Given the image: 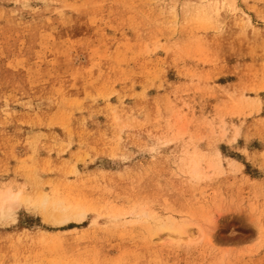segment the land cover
<instances>
[{
	"label": "rangeland",
	"instance_id": "rangeland-1",
	"mask_svg": "<svg viewBox=\"0 0 264 264\" xmlns=\"http://www.w3.org/2000/svg\"><path fill=\"white\" fill-rule=\"evenodd\" d=\"M5 189L0 264H264V0H0Z\"/></svg>",
	"mask_w": 264,
	"mask_h": 264
},
{
	"label": "bare ground",
	"instance_id": "bare-ground-1",
	"mask_svg": "<svg viewBox=\"0 0 264 264\" xmlns=\"http://www.w3.org/2000/svg\"><path fill=\"white\" fill-rule=\"evenodd\" d=\"M199 171L198 167L193 168L195 171ZM21 200L20 193H15L9 189L0 191V218L10 216L14 210L19 206ZM48 204L47 200L42 199L41 205L44 206ZM52 212L49 214L51 220L58 224L62 225L69 221L76 220L81 221L84 218V215L77 210H69L68 207L63 206L59 203H51ZM187 228L184 224L176 223L174 220L167 219L165 222H160L156 225L152 237L157 238L159 234H165L170 239L173 237L181 238L187 236ZM189 236V233H188ZM187 238V237H186Z\"/></svg>",
	"mask_w": 264,
	"mask_h": 264
}]
</instances>
